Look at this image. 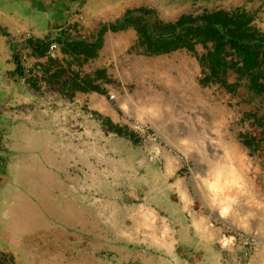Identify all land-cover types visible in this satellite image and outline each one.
I'll return each mask as SVG.
<instances>
[{
	"label": "crops",
	"instance_id": "0c3cea01",
	"mask_svg": "<svg viewBox=\"0 0 264 264\" xmlns=\"http://www.w3.org/2000/svg\"><path fill=\"white\" fill-rule=\"evenodd\" d=\"M209 1L202 14L242 10L256 38H264V0ZM132 3L0 0L2 262L224 264L217 240L229 228L243 230L252 220L245 212L264 213V141L246 144L243 127L233 124L253 122L264 134V48L257 65L246 69L244 57L227 47L221 55L226 67L204 81L224 92L221 107L232 131L225 148L193 152L194 172L183 177L167 151L138 148L125 129L115 132L122 110L102 83L108 73L93 67L115 26L109 19L115 17L132 38L135 27L125 25L129 13L141 18V30L147 27V15L139 13L146 9L131 10ZM52 42L59 44L54 60L47 57ZM191 43L193 49L141 55L134 68L140 77L131 74V106L152 91L153 73L195 75L196 52L210 75L213 43ZM161 83L156 78V86ZM243 205L252 208L238 207ZM253 224L250 234L262 238L259 216ZM245 261L264 264V246L256 256L240 258Z\"/></svg>",
	"mask_w": 264,
	"mask_h": 264
},
{
	"label": "rangeland",
	"instance_id": "374dc122",
	"mask_svg": "<svg viewBox=\"0 0 264 264\" xmlns=\"http://www.w3.org/2000/svg\"><path fill=\"white\" fill-rule=\"evenodd\" d=\"M209 2V0H133L129 8L131 10L146 9L152 13L154 19L164 25H170L177 23L182 16H190L191 13L196 16L202 15V13L207 11ZM127 11H130V9ZM127 11L121 12L118 16L124 15ZM147 17L149 18V16ZM115 21V17L109 19V25H115L118 30H111L110 38L102 43L101 53L93 61V67L99 68L102 73L105 72V75L106 72L108 73L107 77L103 78L102 83L112 89V94L115 95L113 100L118 102L117 106L122 110L118 118L119 121H117V127L125 129L124 133L131 135L136 147L141 149L150 150L157 146L148 145L141 141L136 129L137 124L156 133L161 139V147L163 149L167 146V148H172L184 156L188 164L179 172L183 177H191L196 162L193 152L203 154L202 152L205 150L225 148V136L232 131L229 130L230 124L226 121V109L221 107L222 101H225L224 92H220L216 88L212 90L206 87L204 81L208 80V76H213V70L211 71L208 68L210 75H205L203 70L204 63L202 61L199 62L203 58L196 52L194 57L197 62L195 75L190 72L189 77L180 75V77L175 76L173 78L170 75H164L161 78L153 73L151 81L152 91L148 92L147 90L146 93H142L138 107H135L134 104L131 106L129 94L136 87L131 74L134 73L135 65L139 62L141 55L148 49H146V45L145 47L140 44L143 37H141L136 27V36L132 38L129 32L121 30V25L116 24ZM185 57V55L180 56V58ZM171 58L168 57V59L172 60ZM139 77L140 75L136 73L135 78ZM158 77L159 80H163V83L157 87L155 80ZM229 115H232V111H229ZM238 123L240 122H233L234 125L237 124V127H243L246 135L243 139L246 144L253 141V139L256 141L257 138H260L259 143L264 141L263 132L259 131L253 122H249L248 126L244 124L241 126ZM254 133L256 134L255 138L253 137ZM115 147L123 148L124 146L118 145V142H116ZM208 158L210 157H205L204 159ZM228 202H230V198ZM224 207L228 208L231 206L227 204ZM238 207L244 209V211L249 207L252 208L248 205ZM256 209L254 212H250V215L246 212L244 213L245 218L252 215V220L250 222L245 221L247 226L243 227V231L252 232L253 218L257 220L259 216L261 222V227L259 228L264 234V213L262 209L260 212L259 208L258 211ZM257 238L261 242L262 251L264 235H262V238L258 236ZM217 249L219 250V248ZM220 253L224 264H241L240 258L244 257L240 252L236 253L235 258H231L228 254L221 251ZM3 262L10 264L7 258ZM111 264H117V262L115 261ZM242 264L248 263L245 261Z\"/></svg>",
	"mask_w": 264,
	"mask_h": 264
},
{
	"label": "trees",
	"instance_id": "16d2710c",
	"mask_svg": "<svg viewBox=\"0 0 264 264\" xmlns=\"http://www.w3.org/2000/svg\"><path fill=\"white\" fill-rule=\"evenodd\" d=\"M140 12L149 16L145 29L139 28L142 20L139 16L133 17L134 13H129L125 25L139 29L141 37L144 38L143 44L147 46L149 52H168L177 48L193 49L191 43L193 39L211 42L213 43V52L210 55L211 65L216 74L226 67L227 63L221 55L225 53L227 47H230L239 57H244L243 63L246 69L257 65L259 52L264 48V38H256L259 36L257 32L248 27L251 18L247 17L242 10L232 13L224 11L205 13L195 18L182 16L177 23L170 25H164L154 19L150 11L140 10ZM120 28H124V25ZM111 29L118 30L115 26ZM114 130L118 134L122 133L121 129Z\"/></svg>",
	"mask_w": 264,
	"mask_h": 264
},
{
	"label": "built area",
	"instance_id": "2783aa9c",
	"mask_svg": "<svg viewBox=\"0 0 264 264\" xmlns=\"http://www.w3.org/2000/svg\"><path fill=\"white\" fill-rule=\"evenodd\" d=\"M58 50L59 44L57 42H52L48 46L47 57L51 60L56 59ZM20 52L21 51L18 52L19 54L17 56L20 58V61H23L25 59V56L21 54L22 52ZM109 98L114 99L115 95L110 94ZM136 129L140 135L142 142L152 146H159L158 148H160L161 150L167 151L168 153L173 155L175 157L179 171L187 166L188 162L183 155H180L172 148H167V146L165 147V149L161 147V139L156 133L151 132L146 127H141L138 124L136 126ZM216 246L222 253L228 254V256H230L231 258H235L236 253L240 252L244 257L249 259L259 254L262 248L261 242L257 238V236L247 233L243 230H232L230 228L227 229V231L217 240ZM1 258L2 255H0V264H2Z\"/></svg>",
	"mask_w": 264,
	"mask_h": 264
}]
</instances>
